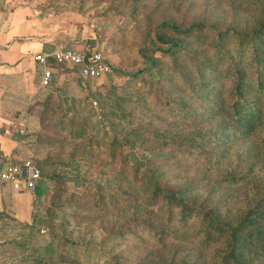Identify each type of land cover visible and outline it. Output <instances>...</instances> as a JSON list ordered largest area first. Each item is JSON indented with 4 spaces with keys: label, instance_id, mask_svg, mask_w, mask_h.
Here are the masks:
<instances>
[{
    "label": "trees",
    "instance_id": "1",
    "mask_svg": "<svg viewBox=\"0 0 264 264\" xmlns=\"http://www.w3.org/2000/svg\"><path fill=\"white\" fill-rule=\"evenodd\" d=\"M104 1L127 17L130 26L116 27L111 44L127 33L128 59L137 66L123 70L132 90L103 109L112 135L92 132L94 112L86 108L67 117L66 134L30 139L69 145L66 158L33 159L40 168L33 199L50 191V205L31 222L1 211L0 220L31 231L53 221L57 207L73 205L64 196L69 186L87 182L95 211L123 215L103 231L112 243L94 264H264V0ZM92 49L98 50L85 51ZM50 62L82 82L77 67ZM55 84L52 71L49 85ZM51 95L40 101V123H62L66 114ZM2 160L0 153V168ZM85 164L98 167V178L78 173ZM63 224L48 223L45 242L22 254L18 248L12 258L93 264L78 255L87 241L69 237Z\"/></svg>",
    "mask_w": 264,
    "mask_h": 264
},
{
    "label": "rangeland",
    "instance_id": "2",
    "mask_svg": "<svg viewBox=\"0 0 264 264\" xmlns=\"http://www.w3.org/2000/svg\"><path fill=\"white\" fill-rule=\"evenodd\" d=\"M25 0H14L13 2H23ZM37 3V6L46 11L56 15H60L68 21L69 26H74L75 32L72 34L75 38L76 45L78 47L97 48L104 52L109 58L112 66V70L109 74H106L100 78H84L82 82L78 81V75L76 72L70 69L65 71L68 73L66 79L56 80V88L47 86L45 95L51 93L53 106L57 105L58 110L65 111V115L62 116V123H54L47 120L44 123H40V111L43 108L41 99L38 100L37 117L29 118L27 120L25 133V140L27 145L34 143L35 140L43 132L59 135L66 134L67 125L66 119L71 113L83 112L88 109H92L94 112L91 119L94 128L92 132L97 137L103 135V132L108 134L107 138L111 137L109 121L103 115V109L109 108L113 103V100L118 98L119 95H125L132 89L127 85V79L129 75L123 74L124 71L136 70V65H130V59H128L130 52V39L127 41L128 34L124 36L118 35L115 43L111 44V36L113 30L118 26H130L127 17L117 13L116 9L111 7L110 3L104 0H31ZM203 0H196V2H202ZM3 0H0V3ZM73 30V29H72ZM64 34V32H63ZM69 35H65L61 39L64 42H68ZM92 40L95 42L92 44ZM125 41V44L123 42ZM52 89V90H50ZM43 96V98H44ZM42 98V97H41ZM42 98V99H43ZM50 105V104H49ZM90 107V108H89ZM67 109V110H65ZM87 109V110H88ZM43 110V109H42ZM57 120V119H56ZM48 128V129H46ZM57 130V132H56ZM96 131L98 133L96 134ZM44 138V135L41 136ZM55 139V137H52ZM32 139V140H30ZM47 139V137H46ZM45 139V140H46ZM30 140V141H29ZM31 142V143H29ZM53 145L45 144L44 140L39 144L35 143L32 146V152L28 154L32 159L38 160L45 157L47 154L54 158H66L68 156L69 145L66 142H60L53 140ZM50 150V152L47 150ZM62 167H57V170H63ZM78 173L86 176L89 179L98 178V167H89V164H85L81 167ZM50 185L53 184L52 180H48ZM84 185L91 189L92 185L84 182ZM84 187L69 186L67 192L64 193L73 205H63L57 207V216L55 219L48 220V223L54 222L55 225L58 222L64 223L62 225V231L71 238H82L87 241L88 245H82L79 248L78 255L80 259L91 258V262L95 263V260L102 262L106 258L107 250L111 246L112 240L104 238V230L113 228L118 224L123 215L115 214L113 211L108 210L104 213H98L92 206V197L90 196V189ZM19 192V191H16ZM75 192L77 200L72 198L70 194ZM51 192L47 191L43 196L36 200L38 208L41 207L39 216L42 217L44 208L50 205ZM65 201V198L63 199ZM19 204L23 208L24 212L28 211V202L25 197H19ZM37 208V210H39ZM36 210V212H37ZM35 212V213H36ZM74 212V214H73ZM32 213H34L32 211ZM76 213V214H75ZM40 219V218H39ZM47 221H40L34 225L31 231L28 227L21 222L17 223L15 220H5L0 222V264H20L19 259L21 256L12 258V254L18 252V248L22 252H29L37 243L45 242L49 237ZM79 224V225H78ZM22 226V233L20 227ZM92 237V238H91ZM6 240H14L17 244L19 242L26 243L25 249L9 244ZM20 253V252H19ZM22 264V263H21Z\"/></svg>",
    "mask_w": 264,
    "mask_h": 264
},
{
    "label": "crops",
    "instance_id": "3",
    "mask_svg": "<svg viewBox=\"0 0 264 264\" xmlns=\"http://www.w3.org/2000/svg\"><path fill=\"white\" fill-rule=\"evenodd\" d=\"M13 1L0 3V153L3 158L21 159L29 157L35 143L27 145L25 133L20 130H26L29 118L37 117L38 100H43L47 88L40 84L43 65L34 55L52 50L69 34L71 40L65 42L68 46L84 48L76 45L72 35L75 28L65 18L40 9L35 1ZM54 64L50 62L49 67L55 79H66L68 73L58 71ZM33 195V191L15 190L0 183V211L18 221L31 222ZM19 197L27 199V213Z\"/></svg>",
    "mask_w": 264,
    "mask_h": 264
},
{
    "label": "built area",
    "instance_id": "4",
    "mask_svg": "<svg viewBox=\"0 0 264 264\" xmlns=\"http://www.w3.org/2000/svg\"><path fill=\"white\" fill-rule=\"evenodd\" d=\"M34 58L43 65L40 70V84L42 86L50 84L52 71L48 64L49 58L77 67L78 72L84 78H100L111 71L109 63L100 51L95 49L90 51L77 50L62 40L58 41L52 50L36 53ZM20 132L23 133L24 130L22 129ZM39 175L40 168L31 157L20 159L5 156L2 160L0 183L12 189L33 191ZM32 204V211L36 212L38 208L36 199H33Z\"/></svg>",
    "mask_w": 264,
    "mask_h": 264
},
{
    "label": "water",
    "instance_id": "5",
    "mask_svg": "<svg viewBox=\"0 0 264 264\" xmlns=\"http://www.w3.org/2000/svg\"><path fill=\"white\" fill-rule=\"evenodd\" d=\"M23 173H25V170H23Z\"/></svg>",
    "mask_w": 264,
    "mask_h": 264
}]
</instances>
